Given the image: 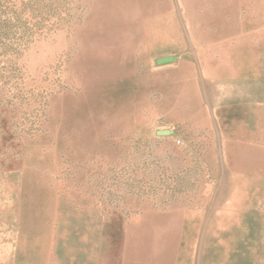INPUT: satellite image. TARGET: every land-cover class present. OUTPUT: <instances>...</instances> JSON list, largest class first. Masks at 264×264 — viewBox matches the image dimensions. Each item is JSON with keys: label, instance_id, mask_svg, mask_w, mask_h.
Here are the masks:
<instances>
[{"label": "rangeland", "instance_id": "374dc122", "mask_svg": "<svg viewBox=\"0 0 264 264\" xmlns=\"http://www.w3.org/2000/svg\"><path fill=\"white\" fill-rule=\"evenodd\" d=\"M115 5L0 0V264H264V0Z\"/></svg>", "mask_w": 264, "mask_h": 264}, {"label": "crops", "instance_id": "0c3cea01", "mask_svg": "<svg viewBox=\"0 0 264 264\" xmlns=\"http://www.w3.org/2000/svg\"><path fill=\"white\" fill-rule=\"evenodd\" d=\"M115 3H116V0H112V6L114 7V6H116L115 5ZM116 10H113L111 13H110V15L111 16H113V15H116V12H115ZM108 15V14H107ZM109 16V15H108ZM152 16H154L153 14H152ZM153 19V18H152ZM142 22H144V20L142 21ZM149 24V23H148ZM124 30V29H123ZM142 39V38H141ZM165 47H167L166 46V43L164 44V43H162V45L161 44H159V43H157V44H155L154 46H152V49H153V51L154 52H157L156 54H158L161 50H163V49H165ZM159 56V57H158ZM165 57H170V58H172V56H167V55H157V57L155 56V58H154V60H157V59H160V58H165ZM172 61V60H171ZM168 63H170V61L169 62H166V63H162V64H160V65H166V64H168ZM157 64V63H156ZM212 78V77H211ZM212 79H214V78H212ZM231 169H233L232 170V172H226V173H228V174H231L232 175V184H238L239 183V179H238V177H239V175H243V174H241V173H247V174H250V173H252V172H255L256 170L255 169H249V168H242L243 170H241V169H239V168H236V167H233V168H231ZM224 169H222L221 170V174H224ZM228 171V170H227ZM254 181H255V179H254ZM235 189H237V188H235ZM124 228L123 227H121L120 228V231H118L117 232V236H116V244H115V250H114V254H113V257H114V263L113 264H125L126 262H127V256H128V251H129V248H130V241H131V239H130V237H129V235L128 234H126V233H124ZM126 232H128V230H126ZM124 253H126L125 255H124ZM123 257L125 258V259H123ZM125 261V262H124ZM112 262V261H111Z\"/></svg>", "mask_w": 264, "mask_h": 264}, {"label": "water", "instance_id": "95a60500", "mask_svg": "<svg viewBox=\"0 0 264 264\" xmlns=\"http://www.w3.org/2000/svg\"><path fill=\"white\" fill-rule=\"evenodd\" d=\"M171 60H172V58H170V57L160 58L157 60V64L166 63V62H169Z\"/></svg>", "mask_w": 264, "mask_h": 264}, {"label": "bare ground", "instance_id": "6f19581e", "mask_svg": "<svg viewBox=\"0 0 264 264\" xmlns=\"http://www.w3.org/2000/svg\"><path fill=\"white\" fill-rule=\"evenodd\" d=\"M264 169V168H263Z\"/></svg>", "mask_w": 264, "mask_h": 264}]
</instances>
